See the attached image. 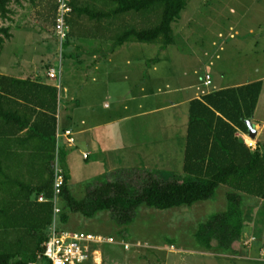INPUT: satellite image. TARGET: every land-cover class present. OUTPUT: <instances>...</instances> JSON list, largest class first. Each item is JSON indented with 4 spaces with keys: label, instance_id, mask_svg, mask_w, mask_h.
<instances>
[{
    "label": "trees",
    "instance_id": "trees-1",
    "mask_svg": "<svg viewBox=\"0 0 264 264\" xmlns=\"http://www.w3.org/2000/svg\"><path fill=\"white\" fill-rule=\"evenodd\" d=\"M13 1L27 0H0L2 19L9 20ZM98 1L72 0V31L85 18L98 31L103 28L112 48L136 43L168 49L176 44L174 24L190 0H100L101 10ZM115 27L122 32L113 35ZM11 31L0 26V58L13 38ZM66 43L67 47L70 39ZM263 86L258 82L222 90L192 103L184 177L163 180L149 170L121 171L114 175L135 171L147 178L134 186L106 178L98 186L89 184L85 198L77 200L68 185L67 153L57 151L59 90L0 75V264L39 263L54 223L51 200L60 159L65 168L63 222L70 213L93 219L111 212L117 226L126 228L136 222L142 208L192 207L214 200L221 187L229 188L227 211L200 226L196 241L206 251L216 242L223 251L234 253L245 233L244 196L264 202V150H252L238 136L240 131L249 135L247 121L254 117ZM42 195L48 203L38 201Z\"/></svg>",
    "mask_w": 264,
    "mask_h": 264
},
{
    "label": "rangeland",
    "instance_id": "rangeland-1",
    "mask_svg": "<svg viewBox=\"0 0 264 264\" xmlns=\"http://www.w3.org/2000/svg\"><path fill=\"white\" fill-rule=\"evenodd\" d=\"M51 1L54 0H27L21 1V4L13 1L9 20L0 17V26L10 27L12 34L24 32L16 35V46L9 45L4 50L2 62L9 63L10 60L14 62V68L15 63L19 62L20 66H25L26 72H29L26 74L31 79L38 77L41 80L40 72L49 76L50 67L54 63L59 66L61 59L65 64L66 77L68 75L69 62L63 59L66 49L62 51L63 47L55 36L54 16L47 14ZM99 1L96 5L101 10ZM87 2L91 3L92 0ZM122 30L115 27L113 35L120 34ZM174 30L176 44L168 49L160 45H142V48L151 50L144 52L143 58L154 60L155 64L160 63L154 71L159 85H174L177 75L187 72H199L201 76L209 74L215 86L234 85L260 77L264 79V0H190L181 19L174 24ZM93 41L91 46L94 44V48H98L99 44ZM106 41L110 42V47L113 46L111 39ZM13 48L15 57L11 58ZM104 48H109V44L106 43ZM72 60H76V57L73 56ZM260 115L264 117V110ZM241 139L251 144L254 150L259 146L249 135ZM63 144L61 142L57 146L59 154L68 148ZM165 144L164 149L160 148L163 153L154 159L152 168L157 170L155 174L163 180L183 177L177 169L182 161L178 155L180 149L170 148L169 141ZM69 165L71 172L68 185L77 200L85 198L89 184H92L91 187L98 186L106 178L132 186L147 178L146 174L135 171L110 175V178L100 177L101 166L94 163L93 159L87 161L77 154ZM55 166L56 170L64 172L61 159ZM133 167H141V164ZM173 169L175 172L170 174L168 171L173 172ZM229 192V188L221 187L214 200L192 207L170 211L142 208L136 222L126 228L117 226L115 215L111 212L100 213L93 219L70 213L67 222L60 218V228L111 236L128 243L129 250L120 244L103 246V264H264L262 200L244 196L245 233L242 242L235 245L234 253L223 251L216 242L211 250L206 251L196 241L200 226L213 216L227 211ZM61 208L63 210L62 205ZM91 264H97V261Z\"/></svg>",
    "mask_w": 264,
    "mask_h": 264
},
{
    "label": "crops",
    "instance_id": "crops-1",
    "mask_svg": "<svg viewBox=\"0 0 264 264\" xmlns=\"http://www.w3.org/2000/svg\"><path fill=\"white\" fill-rule=\"evenodd\" d=\"M57 7L58 0L49 2L47 14L54 16V27ZM84 20H79L73 34L71 32L70 40L73 42L67 47V43L61 44L62 51L66 49L63 59L69 62L67 77L62 59L59 66L54 63L50 67V70H57L59 77L56 80L41 72V80L38 77L31 79L26 74L29 72H26L25 66H20L19 62L15 63V68L14 62L10 60L9 63L2 62L6 49L9 45L16 46V35L23 31L13 33L14 39L5 44L8 46L4 48L0 59V75L31 80L59 90L57 133L71 131L75 139L74 148L68 146L64 138L60 140L68 147L63 151L67 153L69 176V164L75 154L87 161L93 159L94 163L100 165V177L110 178V175L131 170L155 172L157 170L152 168L154 159L159 158L160 153H163L161 149L166 146L165 142L169 141L170 148L180 149L178 155L182 161L177 169L184 177L192 103L222 90L258 82L264 84V79L260 77L234 85L215 86L209 74L201 76L199 72H187L177 75L174 85H159L154 71L160 63L147 61L142 56L149 48H142V44L136 43L112 48L104 37L103 28L98 31L93 22ZM92 41L98 43L99 47L94 48V44L91 46ZM106 43L109 48H104ZM73 56L76 60H72ZM209 77L211 84L207 86ZM263 101L264 86L254 117L249 120L257 132L256 139H251L258 143L257 149L261 150H264V117L260 115L264 110ZM239 133V138L246 137L241 131ZM245 143L252 147L248 142ZM85 155H88L87 159ZM135 164H141V167H133ZM173 170L168 172L174 173Z\"/></svg>",
    "mask_w": 264,
    "mask_h": 264
},
{
    "label": "built area",
    "instance_id": "built-area-1",
    "mask_svg": "<svg viewBox=\"0 0 264 264\" xmlns=\"http://www.w3.org/2000/svg\"><path fill=\"white\" fill-rule=\"evenodd\" d=\"M72 0H58V7L55 17V35L61 42L65 44L72 32L70 26V19L73 14ZM59 77L57 70L52 69L49 72V78L56 80ZM211 84V78H208L207 86ZM58 147L61 144L60 140L65 139L68 146L73 147L75 139L71 131L65 134H57ZM252 148V147H251ZM254 149V148H253ZM88 158V155H85ZM65 179L64 172L56 170L55 181V196L51 202L54 204V223L47 233V239L43 244V252L39 256L40 262H47L48 264H91L94 260L97 264H103L102 247L105 245H123L129 250L128 243L103 235H96L88 232H73L65 231L60 228V218L62 208L60 205L62 188L64 187ZM40 203H48L49 200L45 196L38 198ZM36 264V263H34Z\"/></svg>",
    "mask_w": 264,
    "mask_h": 264
},
{
    "label": "water",
    "instance_id": "water-1",
    "mask_svg": "<svg viewBox=\"0 0 264 264\" xmlns=\"http://www.w3.org/2000/svg\"><path fill=\"white\" fill-rule=\"evenodd\" d=\"M247 125L249 127V137L252 139H256L257 137V132L255 131L252 123L250 121L247 122Z\"/></svg>",
    "mask_w": 264,
    "mask_h": 264
}]
</instances>
